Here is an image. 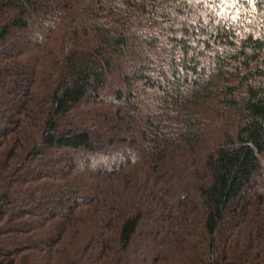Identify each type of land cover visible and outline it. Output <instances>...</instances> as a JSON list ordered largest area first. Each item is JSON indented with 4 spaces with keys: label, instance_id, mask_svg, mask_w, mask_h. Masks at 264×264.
Returning <instances> with one entry per match:
<instances>
[{
    "label": "trees",
    "instance_id": "16d2710c",
    "mask_svg": "<svg viewBox=\"0 0 264 264\" xmlns=\"http://www.w3.org/2000/svg\"><path fill=\"white\" fill-rule=\"evenodd\" d=\"M0 264H264V0H0Z\"/></svg>",
    "mask_w": 264,
    "mask_h": 264
},
{
    "label": "rangeland",
    "instance_id": "374dc122",
    "mask_svg": "<svg viewBox=\"0 0 264 264\" xmlns=\"http://www.w3.org/2000/svg\"><path fill=\"white\" fill-rule=\"evenodd\" d=\"M51 162H52V160H51ZM50 163V162H49ZM49 163H48V165H49ZM63 165V164H62ZM58 166H59V163H58ZM29 207V206H28ZM30 208V207H29ZM47 208H43V210L45 211Z\"/></svg>",
    "mask_w": 264,
    "mask_h": 264
}]
</instances>
